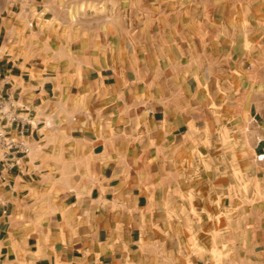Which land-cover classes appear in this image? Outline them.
Returning <instances> with one entry per match:
<instances>
[{"label":"rangeland","instance_id":"rangeland-1","mask_svg":"<svg viewBox=\"0 0 264 264\" xmlns=\"http://www.w3.org/2000/svg\"><path fill=\"white\" fill-rule=\"evenodd\" d=\"M41 9L16 47L66 81L104 67L111 88L80 89L113 94L95 107L111 109L112 137L145 156L138 166L154 192L145 235L160 243L149 248L156 259L122 264H232L243 245L231 239L264 214V0Z\"/></svg>","mask_w":264,"mask_h":264},{"label":"crops","instance_id":"crops-1","mask_svg":"<svg viewBox=\"0 0 264 264\" xmlns=\"http://www.w3.org/2000/svg\"><path fill=\"white\" fill-rule=\"evenodd\" d=\"M43 5L44 0H0L2 94L27 121L24 136L13 126L9 132L28 149L11 168L0 152V264L156 259L149 248L160 240L145 235L154 224V192L138 166L145 156L112 137V120L105 118L111 109L95 107L113 94L81 91L92 83L111 88L104 67L95 78L81 70L66 81L58 69L52 76L16 47L15 38L37 23ZM231 243L243 245L233 250L232 264H264V214Z\"/></svg>","mask_w":264,"mask_h":264},{"label":"built area","instance_id":"built-area-1","mask_svg":"<svg viewBox=\"0 0 264 264\" xmlns=\"http://www.w3.org/2000/svg\"><path fill=\"white\" fill-rule=\"evenodd\" d=\"M12 104L3 96L0 81V152L5 159V168L16 165L18 159L28 151L21 139H15L9 132V127L15 130L17 136H24L26 119L18 117L11 109Z\"/></svg>","mask_w":264,"mask_h":264}]
</instances>
